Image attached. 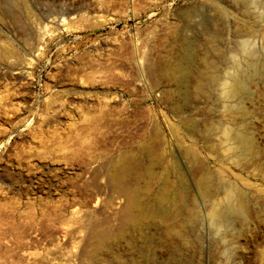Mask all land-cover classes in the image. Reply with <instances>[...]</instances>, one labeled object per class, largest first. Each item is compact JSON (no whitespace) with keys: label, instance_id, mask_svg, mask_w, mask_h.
<instances>
[{"label":"rangeland","instance_id":"1","mask_svg":"<svg viewBox=\"0 0 264 264\" xmlns=\"http://www.w3.org/2000/svg\"><path fill=\"white\" fill-rule=\"evenodd\" d=\"M260 3L0 0V264H264ZM185 53L180 86L170 66ZM252 60L261 77L244 101L222 96L237 62ZM201 74L219 88L201 93ZM236 130L250 153L229 140ZM125 164L120 182L147 191L146 204L175 164L181 205L196 217L128 230V195L113 180ZM229 185L239 214L215 227L210 208L223 210ZM101 235L111 242L103 250Z\"/></svg>","mask_w":264,"mask_h":264},{"label":"bare ground","instance_id":"2","mask_svg":"<svg viewBox=\"0 0 264 264\" xmlns=\"http://www.w3.org/2000/svg\"><path fill=\"white\" fill-rule=\"evenodd\" d=\"M260 6L264 8V0H261ZM184 55H185L186 62H182V61L174 62L170 66L172 78L180 86L182 84L186 85L187 83H189L190 57L188 56L187 53H185ZM247 61H250V60H247ZM247 63L248 65L242 66L241 64H239V62H237L238 67L236 68L239 69L237 70L239 73L237 74L235 73L236 76H233L230 74L229 76L230 81L228 79L226 80L227 82L229 81V83L226 85L224 84L222 85V87H220V92L223 94L222 96H225L226 98L227 97L238 98L241 103L244 101L243 100L245 98L244 94L248 91L249 81L250 80L252 81V79L254 80V78L258 79L259 76L261 77L260 75L261 72L259 70V67L257 68L258 64L254 63L253 60L250 63L249 62ZM244 67L246 68L244 69ZM218 80L219 78H217L216 76L212 74H206V75L201 76L200 80L197 81L199 82L198 83L199 84L198 86L200 87V88L198 87L199 90L200 89L202 90L200 92L203 94L206 93L207 95L209 91H212L213 89L218 87V83H220ZM215 128H217V125H212L211 129H215ZM228 138L231 141V143L235 146V148L238 150L239 154L244 155V154L250 153L252 142L247 132H245L244 130L243 131H237V130L232 131L231 133L228 134ZM129 168H131V166ZM129 168L126 164L123 165L120 169L119 175H115L113 177V180L115 181L117 186L120 187V189L123 190L124 193H127L128 195V204H127L126 213H125L126 224H127L128 230L141 231L143 228L149 225V223L155 217L167 219L169 217L183 216L185 219V215H186L188 216L187 221L189 219H190L189 221H192L194 217H196L197 208L195 205H191L188 209H185V207L181 205V200L183 199L181 188H183L185 184H183V180H182L183 177H181L180 171L175 164H172L170 167L166 169L164 175L161 177L160 188H158V190L152 195L151 201L148 204H146L145 201H143V199L145 198V195H144L145 191L142 190L143 192H139L137 190L134 192H129L124 187V185L120 182V179L122 176L126 177L128 175L127 173L131 172L129 171ZM171 173L176 174L179 178V183L176 187H170V185H168L167 177ZM146 175L153 176L151 171H147ZM199 189H200L201 195H203L207 199H212L213 196L215 195V186L211 182V179L208 177H203L200 180ZM235 192H236L235 188L232 187V185H229L225 203L223 202L224 205H222L223 210H220V209L217 210L214 205L211 206L210 217H211L212 224L215 225V227L228 224L232 216L239 214V210L237 209V206L235 205L236 204L235 200L231 198L233 193ZM110 243L111 242L107 236L105 237V235L103 236L101 235L98 249L103 250V248H106V247L108 248L110 246Z\"/></svg>","mask_w":264,"mask_h":264}]
</instances>
